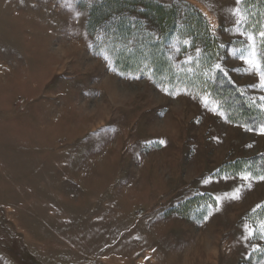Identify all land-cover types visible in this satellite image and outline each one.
<instances>
[{"label": "rangeland", "instance_id": "obj_1", "mask_svg": "<svg viewBox=\"0 0 264 264\" xmlns=\"http://www.w3.org/2000/svg\"><path fill=\"white\" fill-rule=\"evenodd\" d=\"M105 1L0 0V264H264L246 0H124L129 36L95 26ZM217 73L256 128L229 120Z\"/></svg>", "mask_w": 264, "mask_h": 264}, {"label": "trees", "instance_id": "obj_2", "mask_svg": "<svg viewBox=\"0 0 264 264\" xmlns=\"http://www.w3.org/2000/svg\"><path fill=\"white\" fill-rule=\"evenodd\" d=\"M112 5V6H111ZM123 5H128L127 2L124 0H108L105 1L100 6L95 7V26H99L100 23H102V20H105V22H110V26H113V29L117 33L125 34L126 36H129L131 34L132 30L127 29L124 30L126 26L121 25L122 22H128L125 18V15H121L124 13ZM244 11L247 15V24H250V28L253 29L255 33H264V0H246L244 5ZM186 17V24L193 25L194 30H196L198 33V30L201 31L199 26V22H190L191 20ZM154 21L157 22L160 30H166V28L169 26H172L173 23L178 21V16L176 13V10H158L156 11V14L154 16ZM127 25V24H126ZM109 26V25H108ZM133 26H140L139 24H135ZM261 41V47H260V58H261V64L262 68L264 70V36H262ZM116 41V40H115ZM113 41V43H116ZM208 46L207 48H210L211 53H214L212 50L215 45L214 43L207 42ZM212 48V49H211ZM215 49V47H214ZM139 57H131L134 59L135 64L138 63L142 64L148 57L139 54ZM121 62L120 65H123V59L120 57ZM149 60L156 61L157 64L161 63V59L155 58V57H149ZM124 66V65H123ZM127 68V67H126ZM215 81H213V92L215 95L219 96V98L223 101V103L227 107V116L229 120H231L234 123L243 124L245 126H248L250 128H256L258 121L256 119L254 120L253 117V109L249 107L248 103L246 102L244 96L239 93L238 89L230 83V81L225 80L224 77L217 73L215 74ZM229 105L230 107H228Z\"/></svg>", "mask_w": 264, "mask_h": 264}, {"label": "snow or ice", "instance_id": "obj_3", "mask_svg": "<svg viewBox=\"0 0 264 264\" xmlns=\"http://www.w3.org/2000/svg\"><path fill=\"white\" fill-rule=\"evenodd\" d=\"M261 35L264 36V33H261ZM248 62L253 63L251 60H249ZM253 66H255V65H253ZM216 67H217V69H220V65H217ZM261 80L264 81V74L261 75ZM262 86H264V84H262ZM261 131H262V134H264V129H262ZM245 179H247V177H245ZM261 179H264V177H261Z\"/></svg>", "mask_w": 264, "mask_h": 264}]
</instances>
